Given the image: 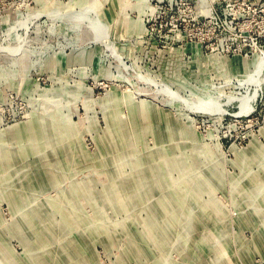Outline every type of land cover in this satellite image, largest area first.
I'll return each mask as SVG.
<instances>
[{
	"label": "rangeland",
	"instance_id": "rangeland-1",
	"mask_svg": "<svg viewBox=\"0 0 264 264\" xmlns=\"http://www.w3.org/2000/svg\"><path fill=\"white\" fill-rule=\"evenodd\" d=\"M0 264H264V0H0Z\"/></svg>",
	"mask_w": 264,
	"mask_h": 264
}]
</instances>
